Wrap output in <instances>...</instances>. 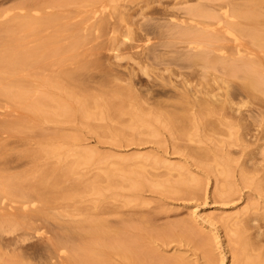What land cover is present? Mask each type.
Wrapping results in <instances>:
<instances>
[{"label": "rangeland", "instance_id": "374dc122", "mask_svg": "<svg viewBox=\"0 0 264 264\" xmlns=\"http://www.w3.org/2000/svg\"><path fill=\"white\" fill-rule=\"evenodd\" d=\"M29 1L0 0V51L22 34L0 58V264H107L88 228L129 222L137 236L145 218L163 257L242 264L238 230L264 225V95L225 85L179 37L204 0H104L103 25L70 14L31 37L19 26Z\"/></svg>", "mask_w": 264, "mask_h": 264}, {"label": "bare ground", "instance_id": "6f19581e", "mask_svg": "<svg viewBox=\"0 0 264 264\" xmlns=\"http://www.w3.org/2000/svg\"><path fill=\"white\" fill-rule=\"evenodd\" d=\"M103 1L104 0H31L27 5L28 9L30 10L28 11L24 21L20 22L21 24H19V26L23 31H26L27 35L29 32H35L37 29L39 30V33H42V31H44L45 29L44 27L50 25L51 22L53 24L56 23L57 20H60V22H62V20H66L67 22H69V20H67V16H70V14L76 16L77 13H85L86 15L90 14L91 17L89 16V19L94 18L96 19L95 24L99 25L102 23L103 25L105 21V16H103L105 14H103V9H101L102 5L103 7H105V4L102 3ZM204 1L203 3H198L197 6L186 10V15H188L190 22L188 24L185 22L183 23L182 21L179 22V24L181 23L180 25H184L183 29L181 28V31H179L181 33V36L179 37H181L183 41L186 40L187 42L199 44V46L203 47V51L195 55L197 56L195 57L197 58L196 60H201V63L203 61V64L205 63V66L207 67H219L223 74L226 76V78L224 77V83L230 82L232 84L233 82L234 84H236L234 82L235 80L238 81V84H241L242 82L241 86L243 88H240L244 89V91L247 92V97L248 95L250 97H254V95H256V92H261V94L264 95V0H252V2L251 0ZM146 2L148 3V5L150 4V2ZM145 6L147 5L145 4ZM49 9H58L59 14L57 13L56 15L52 12L53 10L51 11L52 13H47ZM166 14L169 15L171 18H174V16L176 15L175 13L170 12V10L166 11ZM77 16L79 17V15ZM73 18L74 16H72V19ZM171 18L168 20L171 21ZM74 20L75 18L73 19V21ZM184 21H186V19ZM163 24L164 23H162V25ZM174 24L178 25L177 22H175ZM170 25L171 24H169V27L172 26ZM73 26L74 25L72 24V27ZM146 26L143 25V28ZM74 28L75 26L72 29ZM67 29L68 28H66V30ZM178 29L180 30V27ZM7 30L8 31L6 32H10L9 28ZM64 30L65 29H63V31ZM27 31L29 32L27 33ZM11 33H9V35L7 36V43L5 41L6 46L2 51H0V58H3L7 55L9 56L10 53L8 50L13 53L14 49L11 50L12 46H9L11 45L10 43H12L13 41H19L20 35L22 36V34L17 35ZM32 33L29 35V37H31ZM216 53H218L219 56H216L218 55ZM240 80L241 82H239ZM222 88L223 87H221V89ZM225 91L227 92V90ZM13 95L18 101L24 100L27 97V94L25 92H17ZM252 99H255V97L251 98V100ZM53 103L54 102L48 100L47 98H41L38 102V105L53 106L54 108L59 107L61 109L65 108V106L62 107V105L54 106ZM244 103L245 105H247L245 101ZM248 104H250V102ZM172 118L173 117H171V119ZM54 185V182L49 183L48 180H42L41 182H39L38 186L49 188V190L53 193ZM2 189L11 192L14 195L17 193L22 194L23 192L16 185H14V183H11L9 185H3ZM36 189L37 186H30L29 191H36ZM58 193L60 194L61 192L58 191ZM25 196L26 193H23L22 197ZM44 197L45 200H50V197L45 194ZM141 222L144 224L142 225L140 223L142 227L146 224L144 228H146L147 230L143 229L142 227H139L140 229H138L140 234H138L137 236L132 235L131 232L129 233V228H131L127 225L129 222L126 224L122 223V225H119V227L117 228L114 226H109V228L107 227L104 233H99L98 229L102 228L105 225L103 222H100L88 228L87 233L90 237L87 238L99 241H101V239H106V253L109 257V261L107 262V264H113L110 261V258L113 259L115 258V256L119 257V261L121 264H183V261L180 256L163 257L161 256L160 252L158 253L155 251V249L152 248V246L150 247L148 245V242H146V239L149 235L151 236L150 229L148 227L153 221L149 222V219L145 218L141 220ZM164 228L160 233L164 237L170 236L173 233L175 234V232L177 231L176 229H178L174 225H170L165 229ZM253 228L256 229L254 233H247V231L241 232V230H238V242L240 245V252L243 256L241 262L242 264H264V246L260 241L254 239L255 237L257 238L259 236L263 237L264 239V231L262 233L259 232V229L264 228V225L257 227L250 226L249 230ZM151 231L153 230L151 229ZM154 236L157 235L154 234ZM207 254L210 255V253ZM74 264L80 263L75 262ZM91 264H95V262H92Z\"/></svg>", "mask_w": 264, "mask_h": 264}]
</instances>
